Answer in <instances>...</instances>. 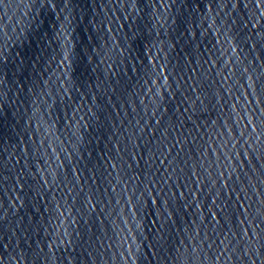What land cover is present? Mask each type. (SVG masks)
I'll return each mask as SVG.
<instances>
[{
  "label": "water",
  "instance_id": "1",
  "mask_svg": "<svg viewBox=\"0 0 264 264\" xmlns=\"http://www.w3.org/2000/svg\"><path fill=\"white\" fill-rule=\"evenodd\" d=\"M262 247L264 0H0V264Z\"/></svg>",
  "mask_w": 264,
  "mask_h": 264
},
{
  "label": "snow or ice",
  "instance_id": "2",
  "mask_svg": "<svg viewBox=\"0 0 264 264\" xmlns=\"http://www.w3.org/2000/svg\"><path fill=\"white\" fill-rule=\"evenodd\" d=\"M221 243H223V242H221ZM260 254H261V255H264V247H262V248L260 249ZM253 264H255V261H253Z\"/></svg>",
  "mask_w": 264,
  "mask_h": 264
}]
</instances>
